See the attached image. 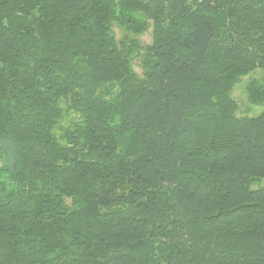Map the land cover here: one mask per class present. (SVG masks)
Here are the masks:
<instances>
[{
  "label": "trees",
  "instance_id": "trees-1",
  "mask_svg": "<svg viewBox=\"0 0 264 264\" xmlns=\"http://www.w3.org/2000/svg\"><path fill=\"white\" fill-rule=\"evenodd\" d=\"M247 77L264 0H0V264H264Z\"/></svg>",
  "mask_w": 264,
  "mask_h": 264
},
{
  "label": "rangeland",
  "instance_id": "rangeland-1",
  "mask_svg": "<svg viewBox=\"0 0 264 264\" xmlns=\"http://www.w3.org/2000/svg\"><path fill=\"white\" fill-rule=\"evenodd\" d=\"M113 29L116 33V36L118 39L122 38L125 35L124 30H122L117 23L113 24ZM152 28L149 29L148 32L145 34L141 35L139 39L144 42L145 44L151 43L152 41ZM132 37V36H131ZM135 69L138 73H142V69L139 65V60H135ZM260 77L261 73L256 72L252 74L250 77ZM250 77L242 79L233 89L232 96L235 99L238 109L236 111L237 116H245L248 115L250 117H257L260 114L264 112V104L262 105H252L247 97L246 94V85L250 79ZM259 187H264V179L258 180L253 188H259Z\"/></svg>",
  "mask_w": 264,
  "mask_h": 264
}]
</instances>
